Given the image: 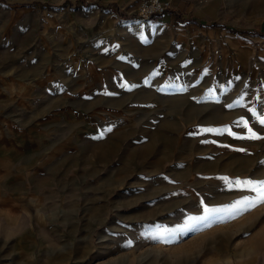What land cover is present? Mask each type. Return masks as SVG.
I'll return each mask as SVG.
<instances>
[{"label": "rangeland", "instance_id": "obj_1", "mask_svg": "<svg viewBox=\"0 0 264 264\" xmlns=\"http://www.w3.org/2000/svg\"><path fill=\"white\" fill-rule=\"evenodd\" d=\"M87 1L0 0V264H264V202L235 185L264 181L262 80L134 11L80 35L62 20Z\"/></svg>", "mask_w": 264, "mask_h": 264}, {"label": "crops", "instance_id": "obj_2", "mask_svg": "<svg viewBox=\"0 0 264 264\" xmlns=\"http://www.w3.org/2000/svg\"><path fill=\"white\" fill-rule=\"evenodd\" d=\"M87 2L74 6L75 16L62 21L80 35L99 38L101 31L127 25L138 0ZM147 20L130 25L154 29L153 41L171 47L176 56L204 58L218 72L247 78L257 94L261 79L264 90V0H170L163 13ZM5 209L0 186V211Z\"/></svg>", "mask_w": 264, "mask_h": 264}, {"label": "snow or ice", "instance_id": "obj_3", "mask_svg": "<svg viewBox=\"0 0 264 264\" xmlns=\"http://www.w3.org/2000/svg\"><path fill=\"white\" fill-rule=\"evenodd\" d=\"M261 124H264V118H261L259 121ZM245 127H247V122H245ZM207 131H211V129H208ZM250 133V137L254 139H259L260 137L257 136L255 132L251 130V128L248 129ZM227 179V178H225ZM235 185L237 187L242 188H248L253 191H256L260 193V196L258 198L259 202H264V181H252V180H236ZM255 206V202L249 200L248 198H244L243 200L237 201L235 204L226 206L225 208H205V216L201 217V219H206L208 215H211L214 212H220V211H227L232 218L235 217L236 212L240 210H246L248 207Z\"/></svg>", "mask_w": 264, "mask_h": 264}, {"label": "built area", "instance_id": "obj_4", "mask_svg": "<svg viewBox=\"0 0 264 264\" xmlns=\"http://www.w3.org/2000/svg\"><path fill=\"white\" fill-rule=\"evenodd\" d=\"M170 6V0H138L136 14L142 20H147L163 13Z\"/></svg>", "mask_w": 264, "mask_h": 264}]
</instances>
